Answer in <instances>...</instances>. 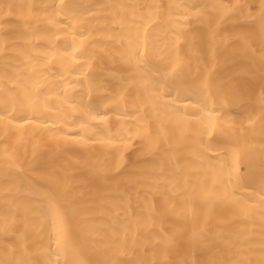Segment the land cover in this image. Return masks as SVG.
<instances>
[{"label":"bare ground","instance_id":"6f19581e","mask_svg":"<svg viewBox=\"0 0 264 264\" xmlns=\"http://www.w3.org/2000/svg\"><path fill=\"white\" fill-rule=\"evenodd\" d=\"M0 264H264V0H0Z\"/></svg>","mask_w":264,"mask_h":264}]
</instances>
